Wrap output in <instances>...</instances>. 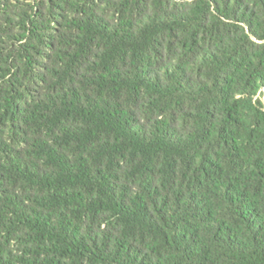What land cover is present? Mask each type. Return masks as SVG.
Returning a JSON list of instances; mask_svg holds the SVG:
<instances>
[{
    "label": "trees",
    "instance_id": "16d2710c",
    "mask_svg": "<svg viewBox=\"0 0 264 264\" xmlns=\"http://www.w3.org/2000/svg\"><path fill=\"white\" fill-rule=\"evenodd\" d=\"M264 0H0V264H264Z\"/></svg>",
    "mask_w": 264,
    "mask_h": 264
},
{
    "label": "rangeland",
    "instance_id": "374dc122",
    "mask_svg": "<svg viewBox=\"0 0 264 264\" xmlns=\"http://www.w3.org/2000/svg\"><path fill=\"white\" fill-rule=\"evenodd\" d=\"M262 100L264 102V91H262Z\"/></svg>",
    "mask_w": 264,
    "mask_h": 264
},
{
    "label": "water",
    "instance_id": "95a60500",
    "mask_svg": "<svg viewBox=\"0 0 264 264\" xmlns=\"http://www.w3.org/2000/svg\"><path fill=\"white\" fill-rule=\"evenodd\" d=\"M262 91H264V87H262V89H261Z\"/></svg>",
    "mask_w": 264,
    "mask_h": 264
}]
</instances>
